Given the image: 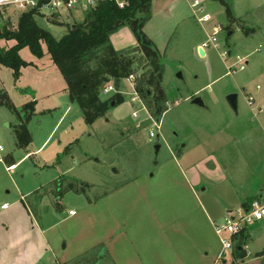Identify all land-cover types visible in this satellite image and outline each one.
Wrapping results in <instances>:
<instances>
[{
    "label": "rangeland",
    "instance_id": "1",
    "mask_svg": "<svg viewBox=\"0 0 264 264\" xmlns=\"http://www.w3.org/2000/svg\"><path fill=\"white\" fill-rule=\"evenodd\" d=\"M178 3L187 12L185 1ZM205 8L212 15L207 32L189 16L176 26L167 49L159 51L166 94L165 112L159 116L139 97L148 117L143 104L132 100L136 96L133 84L123 79L119 87L109 83L117 93L100 95L102 101H108L120 94V104L87 125L45 45L42 58L28 47L20 51L27 66L18 79L12 69L0 65V92L8 93L22 118L25 106L35 102L28 123L32 143L27 149L17 147L18 115L0 107V222L10 225L11 240H37L28 230L27 218L13 209L23 198L37 228L46 233L50 245L47 263L70 259L69 264H113L101 247L76 256L102 238L106 223L113 225L109 210L118 216L129 239L141 244L138 251L146 264H154L151 255L181 264L166 255L170 247L179 254L188 251L180 257L183 264H209L208 259L213 264H251L257 259L256 253L264 250V232L256 233L247 259L234 252L221 258L220 239L207 219L225 217L228 206L264 184V113L254 112L248 105L250 96L256 105L264 104V3L208 0ZM22 14L10 10L7 20H0V31L7 23L16 31ZM84 21L85 14L80 12L37 17L38 25L57 40ZM216 24L223 28L218 36L220 48L210 46L207 55L201 56L197 46L208 40ZM229 32L233 33L230 37ZM111 38L121 46L136 41L127 26ZM15 44L0 38V51ZM224 50L230 52L228 58L221 56ZM146 66L143 59L139 76ZM231 93L238 94L237 113L227 102ZM195 97H202L207 108L192 105ZM152 131L156 138H150ZM189 179L203 184L191 187ZM4 203H9L7 212L1 210ZM72 210L78 216H71ZM198 239L209 240V256L202 250L207 258L200 254L201 246H196Z\"/></svg>",
    "mask_w": 264,
    "mask_h": 264
},
{
    "label": "trees",
    "instance_id": "2",
    "mask_svg": "<svg viewBox=\"0 0 264 264\" xmlns=\"http://www.w3.org/2000/svg\"><path fill=\"white\" fill-rule=\"evenodd\" d=\"M152 1L129 0L124 9L113 2L102 3L97 9L85 14V21L74 25L60 40L38 25L37 17L40 14L37 11L23 13L16 31L10 30L8 23L0 31V38L16 42L11 49L0 51V65L12 69L18 79L21 69L27 66L20 51L28 47L35 57L42 58L45 45L67 83L70 100L79 104L87 125L105 117L112 102H115V106L120 104V94L102 101L101 90L110 82L119 87L120 82L131 75L136 76L135 92L159 116L165 112L166 94L162 88L164 67L158 48L144 32V26L151 18ZM226 14L232 18L228 7ZM125 26L134 34L137 46L127 51H117L111 36ZM136 54H141L143 58L139 59ZM143 59L147 66L139 76ZM0 107H6L18 115L20 122L15 126L17 147L27 149L32 143L28 123L34 116L35 102L25 106L22 118L8 93L1 91ZM234 255L241 258V250L236 247Z\"/></svg>",
    "mask_w": 264,
    "mask_h": 264
},
{
    "label": "crops",
    "instance_id": "3",
    "mask_svg": "<svg viewBox=\"0 0 264 264\" xmlns=\"http://www.w3.org/2000/svg\"><path fill=\"white\" fill-rule=\"evenodd\" d=\"M179 0H153L152 6H151V18L150 20L145 24L144 26V32L145 34L156 44L159 51L163 49H167V43L169 42V38L171 34H174L176 31V26L179 25L182 21L188 20L189 16L194 18L193 10L190 6L189 0H184L185 5L187 7V12L184 11V8L182 7L181 3H178ZM197 20V19H196ZM198 22V21H197ZM156 23V24H155ZM199 25H201L198 22ZM202 26V25H201ZM203 30L207 32L209 29H207V26H202ZM112 39V44L114 48L117 51H123L128 50L131 48H134L137 46V42L133 40L129 45H119L115 42L114 38ZM204 43V42H203ZM203 43L197 46V51L199 52L202 48ZM204 50V49H203ZM205 55H207V51L204 50ZM259 89V87H258ZM15 163L11 167H13ZM10 167V168H11ZM264 168V167H262ZM224 169L227 171L229 167H224ZM191 187L195 186H201L203 183L195 180L191 181L189 179ZM212 182V181H210ZM209 182V183H210ZM216 185V184H215ZM203 191H207V187H204ZM264 195V184L262 186H257L253 190L249 192V194L244 195L239 199V202H235L233 205H230L227 207V210H234V206L244 207L252 200L261 197ZM236 199V198H235ZM231 201V200H230ZM9 203H4L1 206V210L7 212L10 210V207H8ZM12 204V203H11ZM239 204V205H238ZM11 206V205H10ZM14 206V207H13ZM13 209L16 208L21 214H23L27 218L28 223V230L30 233L35 234L36 236L34 239L36 242H19L15 240H11L10 234L12 233L10 225L6 224L5 222H0V264H48L47 263V254L50 252V245L49 242L46 240V233L45 231H42L37 228L36 224L33 221V212L28 205V203L25 201V199L22 198L20 203L17 201L13 204ZM236 208V209H237ZM12 209V208H11ZM75 212V211H70ZM108 214H111L113 226H108L106 223L105 226L106 230H103L102 238H99L94 245L85 247L83 251H81L76 256L80 257L83 256L88 252V250H93L95 248L101 247L103 251H105V255L111 259L113 264H146L144 262V259L142 258L141 254L139 253L138 249H141V244L137 242H133L131 239H129L128 234L123 228L124 226L121 224V221L119 220L118 216L112 211L109 210ZM71 216H78L76 213L75 215ZM215 216V215H214ZM223 215H216L214 219H211L208 217L207 222L208 225L213 228L214 222H219L223 220ZM170 224V222H168ZM30 227V228H29ZM206 228L209 229V227L206 225ZM215 232V231H214ZM259 232H264V220L261 222H257L250 227H248L241 235L237 237L236 240V247L241 250V257L244 259L248 258L249 252V245L253 241L254 237L259 234ZM202 234V232H200ZM256 233H258L256 235ZM216 234V233H215ZM190 237V236H189ZM171 241V239L168 237L167 241ZM209 240H203L198 239L196 246H201L200 251L202 257L209 256L210 252V244H208ZM221 243V242H220ZM143 245H147L146 243H142ZM172 246V243L170 244ZM222 246V245H221ZM195 247V246H194ZM66 248V247H65ZM167 252V256L169 255L170 258H175L179 263L183 264V262L180 261V257H183L188 253L183 251L181 254L173 252L174 248L170 247V249ZM196 249V248H195ZM202 250L206 251V256L203 255ZM222 250V248H221ZM221 252V251H220ZM242 252H246L247 254H243ZM153 258L154 264H169L166 263L165 260H162L160 257L156 255H151ZM247 256V257H246ZM257 259H254V261H251V264H259L261 260L264 259V250L257 252L256 255ZM207 258V257H206ZM205 258V259H206ZM72 260L67 259L65 261H59L55 260L54 262H51L49 264H69ZM209 264H213L211 260L208 259ZM174 264V263H170Z\"/></svg>",
    "mask_w": 264,
    "mask_h": 264
},
{
    "label": "built area",
    "instance_id": "4",
    "mask_svg": "<svg viewBox=\"0 0 264 264\" xmlns=\"http://www.w3.org/2000/svg\"><path fill=\"white\" fill-rule=\"evenodd\" d=\"M208 0H189L190 6L193 10L194 16L202 26H207L211 20L212 15L206 11L205 5ZM264 3V0H262ZM113 2L120 9H124L128 6L129 0H0V20H7V15L10 10L20 11L22 13L37 11L40 16L54 18L62 12L72 14L73 12H80L87 14L97 9L102 3ZM53 12L47 14V12ZM223 32V28L220 24L213 26L212 34H209L208 40L203 43L202 48L207 51V48L212 46L214 49L219 50L220 44L218 36ZM229 51L224 50L221 52L223 58H228ZM245 67L242 66L241 69ZM235 73V71H234ZM136 79L135 75H131L128 80L133 84ZM135 91V90H134ZM110 93H117L113 85L107 84L102 90L101 95H109ZM133 101H141L138 94L135 92ZM143 104V103H142ZM248 105L254 112L264 113V104L261 106L256 105L254 97L248 98ZM144 110L150 117L148 110L143 104ZM133 117L138 118V113L133 112ZM157 130H160L161 126L155 123ZM155 132H150V138H156ZM0 151L3 148L0 146ZM76 212H70V215H75ZM264 220V195L258 197L249 202L244 207H239L234 210L228 211L223 220L214 222L213 227L216 235L219 237L222 251L221 258L226 252L233 253L236 249V240L248 227Z\"/></svg>",
    "mask_w": 264,
    "mask_h": 264
},
{
    "label": "water",
    "instance_id": "5",
    "mask_svg": "<svg viewBox=\"0 0 264 264\" xmlns=\"http://www.w3.org/2000/svg\"><path fill=\"white\" fill-rule=\"evenodd\" d=\"M232 32L228 33V37L232 36ZM200 54L201 56L205 55V52L203 49H200ZM177 78L178 79H183L182 73H178L177 74ZM150 94V92H149ZM227 102L229 104V106L231 107V109L237 113L238 111V94L237 93H231L227 96ZM192 105L198 106L200 108H207L205 101L203 100L202 97H195L191 100ZM111 106H115V102H112ZM160 149V145L156 146V154H158ZM87 188H89V186H86Z\"/></svg>",
    "mask_w": 264,
    "mask_h": 264
}]
</instances>
